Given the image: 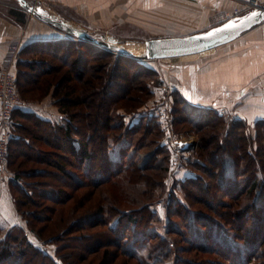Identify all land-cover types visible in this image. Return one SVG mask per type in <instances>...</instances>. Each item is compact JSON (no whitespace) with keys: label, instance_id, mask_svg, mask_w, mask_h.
<instances>
[{"label":"trees","instance_id":"obj_1","mask_svg":"<svg viewBox=\"0 0 264 264\" xmlns=\"http://www.w3.org/2000/svg\"><path fill=\"white\" fill-rule=\"evenodd\" d=\"M0 2L15 3L17 9L11 8L9 13L18 22L27 21L28 14L20 2ZM19 55L16 79L23 97L28 98L35 91L42 92L43 97L52 93L61 119L46 118L21 105L14 111L8 162L9 183L26 226L15 224L4 229L0 224V264H79L71 261L72 253H63L68 246L65 242L61 244L59 237L44 239L40 232L37 233L45 244L56 245V257H53L36 246L29 235L30 231L36 232L34 224L40 218V211L37 210L43 207V202L35 200L33 185L36 183L31 180L47 174L48 170L34 169L19 159L47 156V152L38 149V155L34 157L29 150L35 149L34 139L49 143L51 135L68 149L66 158L73 159L75 169L84 172L88 181H78L73 172L66 169L67 165L58 161L57 166L67 179L75 180L79 188L110 184L124 194L113 197L104 190L100 203L92 205L95 211L82 217L85 220L87 216H92V229L102 225L113 230L119 228L120 231L116 232L119 241L115 242L128 260L133 259L137 264H196L184 255L187 249H181L178 239L171 236L177 234L187 239L190 237V247L196 253L217 255L228 262L208 260L210 264H264V119L255 123V134L252 135L246 119L230 118L213 108L185 107L182 99H176L174 113L181 130L190 125L200 135L199 158L205 164L199 165L201 169L212 178H220L219 186L232 190H229V196L234 201L245 197L235 204L230 228L224 222L206 219L201 212L178 201L174 191H171L168 194L171 202L168 207V234H159L156 227L161 226L162 221L152 206L158 201L156 191L164 185L171 152L162 142L164 131L156 116H143L135 124L127 122V116L136 113L154 95L152 85L159 80L158 73L140 60L76 37L38 40L24 47ZM61 60L74 73L60 75L55 62ZM74 81L76 83L72 85ZM195 112H199L196 118L192 117ZM99 146L103 153L102 171L91 177V162ZM116 146L121 150L117 161L112 159ZM146 149L148 151H141ZM215 160L221 163L217 164ZM248 175L253 176L251 181L246 177ZM124 179L128 180L129 186L139 179L141 191L132 187L126 190ZM189 187L198 190L218 188L201 175L183 183L187 198L193 195ZM41 195L42 199L59 205L73 198L57 201L50 193L43 192ZM78 203L82 208L84 202ZM126 205L133 209H123ZM260 208L261 215L254 217L257 226L248 224L250 231L243 218L237 216L236 219L237 213L246 211L249 214L255 209L259 212ZM144 211L149 215H145ZM174 216L179 220H175ZM82 217L66 230L87 229L89 226L83 225Z\"/></svg>","mask_w":264,"mask_h":264},{"label":"rangeland","instance_id":"obj_2","mask_svg":"<svg viewBox=\"0 0 264 264\" xmlns=\"http://www.w3.org/2000/svg\"><path fill=\"white\" fill-rule=\"evenodd\" d=\"M30 5L34 7L41 8L42 10L46 11L47 13L51 14L48 11V8L44 7L41 4H35L32 1H28ZM23 6V5H22ZM16 8L17 5L15 3L9 4L6 2H0V16L6 19L16 20V18L9 13L11 8ZM24 8V6H23ZM28 14L35 17V21L31 24L30 27L35 35H43V37L53 36L58 37L61 40L64 39H73V36L65 33L56 28V30L51 29L45 24H42L36 15L32 14L26 8H24ZM51 9V7H50ZM254 10L249 11L248 13ZM55 16V15H54ZM61 19V18H60ZM222 20V19H221ZM78 23L73 24L74 26L87 30L94 38L101 39L102 37L113 38L117 43L125 46L126 48L133 49L137 53L144 52L146 49L145 43L147 40L156 39V38H168L160 35H156V32H145L143 30L137 29L136 27H132L127 24L123 25H113L109 29H102L95 25L89 24L84 18L79 17ZM18 22V21H17ZM30 23V21H29ZM27 23V24H29ZM221 25V24H220ZM28 26V25H27ZM219 26V25H217ZM215 26V27H217ZM29 28V26H28ZM29 28V29H30ZM214 28V27H212ZM28 29V30H29ZM186 35L181 36H190L196 33H185ZM242 37V36H241ZM58 38L54 39L57 40ZM218 49V48H217ZM216 50V49H215ZM206 52L204 54H196L190 55L185 57L179 58H165V59H155V60H140L149 68L155 70L158 73L159 80H156L155 83L152 85V89L154 95L147 101V103L140 108L136 113L133 115L127 116V122L129 124L138 123L143 116H156L157 119L160 121L162 125V129L164 131L163 136V144L170 149L171 156L169 159V168L168 173L166 175V179H164V185H161L158 190L156 191V195L158 197V201L153 204L152 210L158 213L162 221L161 226L156 227V231L159 234H168L167 228L169 225L170 215L168 214L169 210L168 207L170 206L171 202L169 201V192L174 191L176 195V199L182 202L184 205L189 206L192 210H196L202 213L206 219H213L224 222L228 227H232L230 224L233 222L232 215H234L233 210L235 204L238 202H242L245 196H242L240 199H232L229 194L230 191L226 189V187L219 186V182H221L220 178L216 179L203 171L199 165H205L203 160L199 158V153L201 152L200 149V135L198 132L192 128V126L188 125L187 129L181 130V124L177 123L176 116L174 113V108L176 105V99H182L186 104L185 107L192 105L189 101L184 97L182 91H179L181 86L180 82L174 77V72L177 68L185 63L192 61L194 59L201 58L203 59L205 56L211 55L213 51ZM202 55V56H200ZM203 57V58H202ZM207 59V58H205ZM182 63V64H181ZM56 66L60 69V75H67L69 76L71 73H74L70 66L66 63L64 64L63 61H56ZM132 68V67H131ZM134 69V68H133ZM3 70V67H0V72ZM76 81L72 83L75 84ZM19 96H20V104L23 108L27 105L29 108H35L36 106L42 107V111H45V114H49V118L53 120H59L60 118V110L56 104V99L53 95H48L47 97H43L42 92H32L28 98H24L20 88L18 89ZM35 105V106H34ZM38 107H36L38 109ZM179 107V106H177ZM210 109V108H205ZM219 110L222 114L230 117V118H237L232 116L229 112H224L218 108H213ZM160 110L159 112H157ZM201 110V109H200ZM123 112V111H121ZM199 115V112H195L192 117L196 118ZM61 119V118H60ZM25 123V122H24ZM29 125V122H26ZM250 124V123H249ZM186 125V124H185ZM31 127V126H30ZM251 132L252 135L255 134L254 125H251ZM30 129L33 130L31 127ZM99 137V136H98ZM50 140L49 143H44L39 139H34L35 142V149L29 150L30 153L34 157H37L38 149L40 151L47 152V156L45 157H38L34 159L28 158H21L19 161H23V163H27V166H30L34 169H43L48 170L47 174L38 175L35 179L31 181H35L36 184L33 185V188L36 190V197L38 201L43 202V207L39 208L41 210L39 213V221L34 224V228L36 232L29 233L32 242L42 248L45 249L51 256L56 257V245L55 244H45L42 240L38 237V232L43 236L44 239H48L51 237H59L62 240L61 244L65 242L68 246L63 253L69 255L72 253V262L77 261L79 264H137L136 261L133 259L128 260L127 257L123 255L122 252L119 251L117 247V243L115 241H119L118 234L116 232L120 231L119 228L116 230L110 228L109 226L102 225L98 226L94 229L90 228L92 224V216L89 218L87 216L84 220L83 217L86 215H91L95 210L92 209V205L99 204L102 200V192L105 190L111 196H116L124 194L120 192L118 187H112L110 184L101 186V187H83L79 188V185L75 182V180L67 179L64 174H62L58 168V161L64 163L66 169L73 172L75 179L78 181H82L83 183L88 181L86 179V174L84 172L75 169V164L72 158H66L68 155V149L60 144L59 141H56L53 135L49 136ZM190 144L189 149H184L185 144ZM182 147L183 149H181ZM26 149V148H24ZM102 148L99 146L94 152V157L91 164L92 173L91 177H96L99 173H101V168L103 167V153L100 151ZM25 151V150H24ZM142 152L148 151L141 150ZM120 148L116 146L112 151V159L119 160L120 159ZM49 153V155H48ZM217 164L221 163L218 160H215ZM68 163V164H67ZM71 163V164H69ZM197 164V165H196ZM78 165V164H77ZM200 168V169H199ZM207 168V167H206ZM82 169V168H81ZM214 169V168H213ZM100 171V172H98ZM247 174V173H246ZM197 175H201L206 178L211 185L217 186L218 188L205 190V189H194V187H189L190 192L193 193L191 198H187L183 190V183L190 178H195ZM221 175V174H219ZM249 176V175H248ZM246 176L248 180H252L253 176ZM123 177H121L122 179ZM125 184L124 186L128 189H137L141 191L142 183L138 180H135V183L131 186L128 185L127 179H124ZM163 181V180H162ZM7 183V182H6ZM120 183L119 185H122ZM127 183V185H126ZM139 183V184H138ZM141 185V186H139ZM9 187V185H7ZM7 187V188H8ZM130 187V188H129ZM4 188V186H3ZM2 188V189H3ZM10 189L8 188L7 192ZM10 192V191H9ZM47 192L55 196V200L61 201L67 199L68 197H73L71 201H66L64 205H59L54 201L49 199H42L41 193ZM131 193V190L130 192ZM132 195V193H131ZM7 196L10 197V194L7 193ZM45 197V196H44ZM69 199V198H68ZM122 200V199H121ZM84 202L82 208L78 205V202ZM170 202V203H169ZM7 207L6 211L9 213V219L12 214H15V210L12 209L11 203L6 202ZM9 203V204H8ZM37 203L38 202H34ZM35 206V204H33ZM123 209H133L132 206L126 205ZM174 209V208H173ZM261 208L259 212L255 209L249 211L247 214L246 211H242L241 213L236 214L239 219H244L247 222V230L250 231V226H257L256 225V215H261ZM173 211V210H172ZM226 212V214H225ZM258 212V213H257ZM88 213V214H86ZM145 215H149L147 211H144ZM14 216V215H13ZM83 216V217H82ZM256 216V217H257ZM82 217L83 225L89 226L87 229L79 230L80 228H71L66 230L68 227L72 226V223ZM5 216L0 217V224L7 229L10 224H12L15 220H9ZM15 219V216H14ZM17 223H22L20 218H17ZM175 220H179L178 217L174 216ZM21 220V221H20ZM187 223V222H186ZM81 224V223H80ZM200 224V223H199ZM26 224L24 223V225ZM81 227V226H79ZM153 230V229H152ZM63 231H65L64 234ZM149 231V230H148ZM142 230L141 233H143ZM38 233V234H37ZM146 235L148 232L146 231ZM144 235V236H146ZM173 238L178 239V246L181 249H187L185 256L187 255L190 257L189 260H192V263L196 264H210L208 260L215 261V260H222L217 255L213 254H198L195 250H192L189 244L190 237L187 239L186 236H178L177 234L171 235ZM201 238V237H199ZM201 240V239H200ZM165 250V248H163ZM107 253H111L112 255L107 256ZM121 255V256H118ZM71 257V256H70ZM202 259V260H201ZM129 261V262H128ZM225 263H228L227 260H222Z\"/></svg>","mask_w":264,"mask_h":264},{"label":"crops","instance_id":"obj_3","mask_svg":"<svg viewBox=\"0 0 264 264\" xmlns=\"http://www.w3.org/2000/svg\"><path fill=\"white\" fill-rule=\"evenodd\" d=\"M28 1L43 5L51 15L72 24H77L78 18L81 17L89 24L102 29L127 24L145 32H156V35L162 33L160 36L164 37H181L186 35L185 33L208 31L249 12L245 6L247 0ZM261 6H264V0ZM35 19L28 14L27 21L21 23L0 16V67H5V59L11 53L13 45H18L21 51L35 41L58 38L33 34L30 27ZM39 20L56 30V27ZM19 59L20 55L15 63V71ZM174 77V80L181 84L179 91H182L193 106L202 109L218 108L234 117L246 119L255 126L258 120L264 119V23L237 40L219 47L203 59L183 63L174 72ZM27 105L25 109L49 118V114H45L42 107L29 108ZM9 177L10 174L7 183L3 185L4 188L0 186V217L9 219L6 202H10L12 209L16 211L9 219L15 220L10 225H24L26 222L16 207ZM7 187L10 192H7ZM17 218L22 220L21 224L16 222Z\"/></svg>","mask_w":264,"mask_h":264},{"label":"water","instance_id":"obj_4","mask_svg":"<svg viewBox=\"0 0 264 264\" xmlns=\"http://www.w3.org/2000/svg\"><path fill=\"white\" fill-rule=\"evenodd\" d=\"M16 1L20 2L24 8L36 15L42 21L72 35L73 37L95 43L105 47L109 51L132 57L137 60L179 58L204 54L237 40L243 34L264 23V6H262L246 15L236 16L217 27L209 29L208 31L185 37H168L147 40L145 43V51L137 53L117 43L111 37H102L98 40L87 30L80 29L68 21L47 13L41 8H36L30 5L28 0ZM253 13H256V15H253ZM230 24H234L235 26L231 28L226 27ZM220 29H223V31H220ZM211 33H215V35H210ZM189 148L190 144L187 143L184 145V149Z\"/></svg>","mask_w":264,"mask_h":264},{"label":"built area","instance_id":"obj_5","mask_svg":"<svg viewBox=\"0 0 264 264\" xmlns=\"http://www.w3.org/2000/svg\"><path fill=\"white\" fill-rule=\"evenodd\" d=\"M261 3L262 0H247L245 6L247 10L251 11L262 7ZM19 52L18 45L11 47V53L5 59V67L0 72V186L7 182L10 140L14 129L13 116L16 107L21 102L14 69Z\"/></svg>","mask_w":264,"mask_h":264},{"label":"snow or ice","instance_id":"obj_6","mask_svg":"<svg viewBox=\"0 0 264 264\" xmlns=\"http://www.w3.org/2000/svg\"><path fill=\"white\" fill-rule=\"evenodd\" d=\"M253 15H256V13H253ZM235 25L234 24H230V25H227L226 27H234ZM220 31H223V29H220ZM210 35H215V33H211Z\"/></svg>","mask_w":264,"mask_h":264},{"label":"bare ground","instance_id":"obj_7","mask_svg":"<svg viewBox=\"0 0 264 264\" xmlns=\"http://www.w3.org/2000/svg\"><path fill=\"white\" fill-rule=\"evenodd\" d=\"M131 50H133V49H131ZM133 51H134V50H133ZM135 52H136V51H135ZM239 63H240V62H239ZM227 65H228V63H227ZM227 65H226V66H227ZM227 67H228V66H227ZM221 70H222V69H221ZM227 70H228V69H227ZM219 72H221V71H219Z\"/></svg>","mask_w":264,"mask_h":264}]
</instances>
